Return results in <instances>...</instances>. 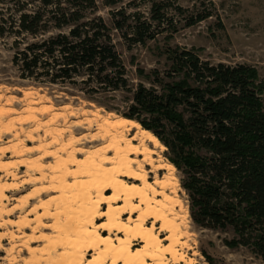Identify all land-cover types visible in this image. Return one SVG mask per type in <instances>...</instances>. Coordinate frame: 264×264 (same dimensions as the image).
I'll return each instance as SVG.
<instances>
[{"label": "rangeland", "instance_id": "obj_1", "mask_svg": "<svg viewBox=\"0 0 264 264\" xmlns=\"http://www.w3.org/2000/svg\"><path fill=\"white\" fill-rule=\"evenodd\" d=\"M13 1L28 3V9H34L30 4L32 0H3L1 7ZM153 1L161 0H118L113 6L106 5L103 0H95L94 13L87 14V17H101L110 27L131 86L141 83L160 91L151 80V71H158L159 77H162L163 72L170 68L166 53L168 48L192 50L214 64L253 67L264 86V0H175L185 10L184 16L175 10L169 11L175 30L159 27L153 39L127 47L113 28L111 12L124 9L126 14L138 13L149 19ZM200 12L209 13V17L186 26L187 18L184 17ZM57 32L56 29H49L34 37L27 34L0 37V264H87L88 259L98 255L86 243L75 247L79 220L85 219V216L87 219L94 217L88 230H97L112 239H125L116 230L108 233L98 226L106 221L101 212L106 210L107 204L100 201L98 191L90 187V183H95L96 179L99 190L106 194H111L112 190L100 183L99 176L94 178L86 166L88 158L97 162L113 155V152L103 154L101 151L110 139L102 138L98 124L102 118L116 120L121 117L95 101L124 110V100L131 97V93H99L93 96L92 101L83 91L66 82L51 84L22 79L12 63L15 40L22 47ZM260 97L264 110V87ZM139 129L143 128L140 126ZM134 132L131 131L127 138H131ZM159 143L162 150L156 151L164 167L154 169L144 164L142 172L150 182L170 179L182 203V210L176 206L174 212L183 218L175 221L179 230L172 240L166 238V231H160L159 222H154L152 218L144 221V226L154 224V233L161 242L159 252H141L146 262L188 264L190 260L193 264H264V259L251 245L233 247L226 244V241L237 238L231 225L224 228L203 227L194 220L198 206L192 202L190 191L184 186L189 182L188 170L184 166L176 168L170 163L166 158L167 148ZM192 150L200 155L207 154L205 149L195 147ZM165 164H171L173 169L169 170ZM113 166L108 161L103 163L104 168ZM120 178L139 183L125 176ZM170 191L171 187L165 190L167 194ZM87 192L92 203H100L90 215L80 212ZM157 198L161 199V196ZM138 204V198L134 197L131 205ZM122 205L123 201L111 204L115 211ZM141 207L144 208V205ZM137 215V212L122 213L120 218L127 221ZM167 216L170 218L173 215ZM142 245L138 237L129 239L131 249L141 248ZM168 245H172V251L165 247ZM74 250L76 253H73ZM133 258L135 256H131ZM100 260L103 259L100 258L98 264ZM114 260L116 257L109 254L103 264H111Z\"/></svg>", "mask_w": 264, "mask_h": 264}, {"label": "trees", "instance_id": "obj_2", "mask_svg": "<svg viewBox=\"0 0 264 264\" xmlns=\"http://www.w3.org/2000/svg\"><path fill=\"white\" fill-rule=\"evenodd\" d=\"M2 1L0 37L58 30L22 47L15 40L12 63L22 79L66 82L92 101L99 93L130 92L124 110L95 102L150 131L167 148L169 162L186 167L184 186L198 206L193 218L200 226L231 225L237 238L226 244L251 245L264 259V86L256 69L214 64L192 50L168 48L170 68L162 77L151 71L160 91L131 86L110 27L99 16L87 17L95 0H32L34 9L16 1L1 7ZM103 2L113 6L118 0ZM170 10L185 13L175 0H161L151 3L149 19L119 9L111 12V21L131 47L153 39L159 27L173 28ZM208 17L200 12L184 18L192 26Z\"/></svg>", "mask_w": 264, "mask_h": 264}, {"label": "bare ground", "instance_id": "obj_3", "mask_svg": "<svg viewBox=\"0 0 264 264\" xmlns=\"http://www.w3.org/2000/svg\"><path fill=\"white\" fill-rule=\"evenodd\" d=\"M98 118L100 119V117ZM102 119V122L99 121L101 123L98 124L99 130L102 132L101 136L104 140L109 138L110 141L105 149L101 151L103 154L113 152V155L109 156V158L103 157L97 162L88 158L86 170L94 178L99 176L101 179L100 183L102 182L106 188L112 190L111 194H106L102 189L99 190V183L96 182V179L95 183H90V187L98 191L100 201L107 204L106 210L101 212V216L105 217L106 221L101 222L98 226L107 230L108 233L116 230L122 233L125 239L121 237L112 239L109 235H102L97 230H88L87 227L93 224L94 217L87 219L85 216V219L79 220L80 227H78L76 234L75 247L77 244L86 243L88 247H91L97 253L98 256L94 259H88L87 264H98L97 261L100 258L103 259L102 261L100 260V264H103L109 254L116 257V260L111 264H116L117 262H122V264H148L145 260V255H142L141 252H159L161 242L157 234L154 233V224L144 226V221L152 218L154 222H159L160 231H166L168 233L166 238L172 240L173 235L179 230V226L175 221L183 218V216L174 212V208L177 206L182 210V203L176 195L174 184L170 183L168 177L150 182L147 180L146 174L142 172L144 164L154 169H162L164 167L163 164H160V156H158L156 151L157 149L162 150L159 140L151 132L139 129L140 125L133 120L123 117L116 120ZM133 130H135L133 136L127 138L128 134ZM98 135L100 136V133ZM140 155L142 158H139ZM105 161L113 163L114 166L104 168L103 163ZM165 165L169 170L173 169L171 164ZM120 176L131 178L139 183L127 182L121 179ZM168 187H171L170 194L165 192ZM86 195L85 201L80 206V212L90 215L92 210H94L93 208H97L100 203H92L89 192ZM157 196H161V199H158ZM134 197L138 198L139 204L132 206L131 201ZM116 201L124 202V205L118 206V211H115L116 208L111 206ZM141 205H144V208ZM134 212L138 213L135 218H129L127 221L121 220L120 216L122 213L131 214ZM168 214L173 216L168 218ZM135 237H138L143 245L141 248L131 249L129 239ZM126 239L128 240L126 241ZM165 247L171 250L172 245ZM73 253H76V250ZM131 256H135V258L131 259ZM180 258L184 260L183 257ZM188 264L193 263L189 260Z\"/></svg>", "mask_w": 264, "mask_h": 264}]
</instances>
